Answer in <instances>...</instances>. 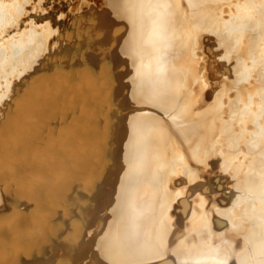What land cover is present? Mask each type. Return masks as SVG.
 I'll return each instance as SVG.
<instances>
[{
    "label": "bare ground",
    "instance_id": "obj_1",
    "mask_svg": "<svg viewBox=\"0 0 264 264\" xmlns=\"http://www.w3.org/2000/svg\"><path fill=\"white\" fill-rule=\"evenodd\" d=\"M0 125V264H264V0H0Z\"/></svg>",
    "mask_w": 264,
    "mask_h": 264
},
{
    "label": "snow or ice",
    "instance_id": "obj_2",
    "mask_svg": "<svg viewBox=\"0 0 264 264\" xmlns=\"http://www.w3.org/2000/svg\"><path fill=\"white\" fill-rule=\"evenodd\" d=\"M93 23H98L96 21H93ZM104 48H113L114 49V45L111 44V42H109L108 45H104L102 46ZM104 55L103 52H100V51H96V52H93L92 53V56L95 57V58H99L100 56ZM0 127H2V125H0ZM99 182H103V178L100 179ZM75 264H90V261H89V252L87 250V248L85 249H82V250H79V253H78V259L75 261ZM163 264H166V262H163ZM223 264H227V261L225 260L223 262Z\"/></svg>",
    "mask_w": 264,
    "mask_h": 264
}]
</instances>
